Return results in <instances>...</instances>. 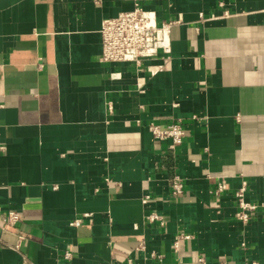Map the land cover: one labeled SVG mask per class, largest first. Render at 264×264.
I'll list each match as a JSON object with an SVG mask.
<instances>
[{
    "label": "crops",
    "instance_id": "0c3cea01",
    "mask_svg": "<svg viewBox=\"0 0 264 264\" xmlns=\"http://www.w3.org/2000/svg\"><path fill=\"white\" fill-rule=\"evenodd\" d=\"M135 4L169 58L100 61ZM177 120L175 148L148 128ZM245 181L264 204V0H0V264H264Z\"/></svg>",
    "mask_w": 264,
    "mask_h": 264
},
{
    "label": "built area",
    "instance_id": "2783aa9c",
    "mask_svg": "<svg viewBox=\"0 0 264 264\" xmlns=\"http://www.w3.org/2000/svg\"><path fill=\"white\" fill-rule=\"evenodd\" d=\"M176 20L167 22H158L157 14L153 10H146L139 4H135L131 10L119 12L115 16L104 18L101 23L100 34L102 38V51L100 61L106 63H129L140 67L143 62L158 58H169L170 47L167 44V36L170 34L171 26ZM161 66H157L160 69ZM156 70L150 69L151 73ZM153 137L159 141H168L169 147L175 148L180 145L185 136V129L181 121H173L165 127L151 122L148 125ZM219 189L223 184H219ZM183 182L181 178L176 177L171 192L174 195H180L183 192ZM247 182L235 192L238 206L237 217L243 222H249L257 212L264 214V204L248 201L245 197ZM20 213L15 210L3 212L0 206V218L5 224H11L20 219ZM149 223L159 221L164 223L163 217L152 212L147 216ZM77 220L74 223H78ZM181 235L175 237L173 245L178 247V240ZM182 237L188 238L185 234ZM145 245L140 244L139 249ZM203 258H200L202 261ZM21 264H29L23 260Z\"/></svg>",
    "mask_w": 264,
    "mask_h": 264
}]
</instances>
